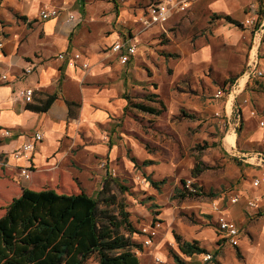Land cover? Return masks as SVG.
Segmentation results:
<instances>
[{
  "label": "crops",
  "instance_id": "0c3cea01",
  "mask_svg": "<svg viewBox=\"0 0 264 264\" xmlns=\"http://www.w3.org/2000/svg\"><path fill=\"white\" fill-rule=\"evenodd\" d=\"M93 1L0 0V41L5 45L0 77L7 76L6 80L0 79V173L6 177L0 179V182L2 189L7 192L10 189L18 190L11 202L25 188L33 191L52 189L66 195L80 194L82 189L79 184L84 183L82 178L86 177L89 170H93V174L99 178L95 187L99 194L94 197L85 192L97 199L103 189L102 181L106 179L99 161L106 159L112 162L119 159L118 142L109 137L108 129H111V117L117 118L126 110V98H121L120 92L114 88L101 90L89 86L87 71L81 61L74 63L69 60L70 56L64 60L57 58L61 53H79L84 49L83 26L94 24L92 19L99 14H95L96 11L92 13V9L98 6ZM113 1L117 5L116 0ZM169 1L173 0H129L121 9L119 20L131 22L136 17H148V8L152 4H167ZM250 3L251 0H195L186 13L191 10L189 17H195L188 24H193L190 31L195 30L197 34L188 32L185 42L167 46L168 53L182 56L176 72L185 74L199 69L197 76L206 79L208 83L218 74L238 75L242 72L241 80L238 78L237 81L241 84V90L245 91L238 100L249 101L241 104L239 109L242 125L240 133L228 134L225 138L226 143L229 136L233 137L229 147L237 151V154L251 153L247 159L239 157L242 162L241 178L239 190L234 193L241 195L240 202L227 205L228 217L242 231L241 243L239 247H233L222 239L211 204H205L204 223L210 226H199L198 234L193 236L183 231L182 237L190 242L199 241L201 247L208 251L205 254L212 255V260L204 262V254L192 257L181 255L185 264H264V201L256 210L247 208V197L264 196V184L259 188L252 185L253 179L264 176V161L256 155L264 151L263 131L259 126V122L264 120V93L257 86L250 85L247 88L249 77L244 76L246 63L249 62L248 53L255 38V29L244 25L245 20L251 16ZM51 7L60 10L59 16L43 20L40 17L41 10ZM132 8L133 12H130ZM70 16L75 19L70 20ZM218 16H229L242 26L226 22ZM194 26L197 28L194 29ZM156 32V29H152L138 37L130 32H114L109 34L105 42L112 46L122 37L135 38L138 52L132 61H136L139 53L147 54L153 43L151 36ZM195 39H198V48L194 50L192 44ZM97 48L98 45L92 44L89 50L91 52ZM227 49L238 59L236 62L227 59ZM258 50V68L264 71V44ZM95 60L100 59L95 57ZM28 67H33V72L27 75L24 70ZM119 76L126 86L125 74ZM259 80L264 81V78ZM25 88L35 89V104L43 103L52 95H56L57 99L46 112L29 110L21 95ZM233 99L226 106L227 114ZM69 103L73 105L70 107ZM5 131H9L10 135L6 136ZM35 133H40L43 140L36 144L31 159H16L13 154L28 143ZM22 168H29L30 179L21 175ZM0 197L4 199L1 193ZM171 213H164L163 218L172 217ZM164 238L151 247H144L145 264H152L156 257L162 260L166 258L160 248L167 237L164 235Z\"/></svg>",
  "mask_w": 264,
  "mask_h": 264
},
{
  "label": "rangeland",
  "instance_id": "374dc122",
  "mask_svg": "<svg viewBox=\"0 0 264 264\" xmlns=\"http://www.w3.org/2000/svg\"><path fill=\"white\" fill-rule=\"evenodd\" d=\"M127 1L129 0H116L117 5H114L113 0L93 1L98 6L92 9V13L96 11L95 14H99L92 19L94 24H84V49L79 52V61L88 66L87 84L101 90L114 88L120 92L121 98L127 100L126 110L121 116H116L117 118L111 117V129H108L109 137L118 142L119 159L110 162L104 158L105 160L99 161L104 165L101 166V171L109 181L108 189L100 198L99 208L108 211L110 215H119L122 204L127 205L125 210L131 213L130 219L137 230L131 239L134 243L142 245V251L145 239L143 229L160 222V234L156 241L162 240L164 235L167 237L160 245L166 255L163 259L166 264H175L174 254L179 251L176 250L178 245L175 235L182 236L183 231L186 235H197L199 226H210L204 223L206 212L203 208L207 207L204 205L239 190L242 162L237 151H232L225 143V138L228 134L240 133L242 125L236 118V112L243 104V100L239 101L238 98L245 90L241 91L236 100L233 97L229 99L226 93L217 98L218 90L224 91V88L233 85L226 83L237 74H218L208 83L206 79L197 76L199 69L185 74L176 72L182 56L168 53L167 46L185 42L188 32L197 34L195 30L190 31L193 24H188L189 20L192 21L195 17H189L191 10L186 13L195 0L188 2V5L179 4L182 0L167 2L171 9L168 18L163 23H152L149 26L143 24V21L148 20L151 23L149 9L153 4L148 8L149 16L145 17L146 19L136 17L131 22L119 20L121 9ZM157 4L159 3H154ZM177 4L179 5L175 7ZM130 12H133V8ZM196 28L197 26H194V29ZM152 29L157 32L151 36L153 43L147 54L139 53L136 61L133 60L127 66L119 63L117 56L111 52V43L105 42L109 34L114 32H130L138 37ZM92 44L98 45V48L90 52ZM263 44L264 33L259 48ZM252 46L253 42L251 49ZM196 48L198 39L192 44V49ZM257 51L259 50H254V57ZM225 54L232 62L238 60L229 50L225 51ZM95 57L100 60H95ZM248 64L246 63L247 67ZM122 73L126 77V86L119 76ZM257 79L263 78L253 76L249 80L252 87L256 86ZM236 82L237 80L234 84ZM231 99L233 105L230 103L227 114L226 106ZM135 104L154 107L160 114L144 112L136 108ZM144 162H149V165L145 166ZM112 171H115L116 176L110 175ZM1 174L0 179L6 178ZM149 177L155 181L166 182L157 190L151 185ZM83 181L82 185L79 184L80 189L97 197L99 191L95 190V187L99 178L93 174V170L88 171L86 177L82 178ZM191 189H196L197 192ZM94 191L96 192L93 193ZM0 193L4 197H0L2 216L13 195L18 194V190L10 189L7 192L2 189L0 182ZM184 193L191 195L183 197ZM199 193L201 195L197 196ZM110 197H115V204H108L106 200ZM168 211L172 212V217L163 218V214ZM118 231L130 237L126 226L120 227ZM183 240L186 239L183 237ZM135 252L137 254V249ZM143 254L142 252L141 256H137L142 264H145ZM85 264H98L97 255ZM152 264H156L155 260H152Z\"/></svg>",
  "mask_w": 264,
  "mask_h": 264
},
{
  "label": "trees",
  "instance_id": "16d2710c",
  "mask_svg": "<svg viewBox=\"0 0 264 264\" xmlns=\"http://www.w3.org/2000/svg\"><path fill=\"white\" fill-rule=\"evenodd\" d=\"M259 5L262 19L257 27L263 20L264 0H259ZM217 18L242 26L229 16ZM240 75L229 79L226 85L235 83ZM255 84L264 93V81L257 79ZM230 86L223 89L226 94H229ZM56 99V95L49 96L43 103L28 104L27 109L46 112ZM69 105L71 107L73 104ZM135 107L150 114H160L151 106L135 104ZM144 164L147 166L149 162ZM149 180L157 190L166 182L155 181L150 177ZM108 186L109 181L106 179L97 199L83 190L80 194L66 195L52 189H23L22 194L12 200L0 218V264H85L94 255L98 257V264H142L135 252V249L142 250V245L131 239L137 230L130 219L131 213L125 210L127 205L122 204L119 215H110L99 208L100 198ZM189 195L184 193L182 196ZM106 201L109 205L116 202L115 197ZM122 226H126L130 237L118 231ZM175 238L179 250L174 254L175 264H185L181 255L192 257L208 252L199 241L183 240L180 235H175Z\"/></svg>",
  "mask_w": 264,
  "mask_h": 264
},
{
  "label": "built area",
  "instance_id": "2783aa9c",
  "mask_svg": "<svg viewBox=\"0 0 264 264\" xmlns=\"http://www.w3.org/2000/svg\"><path fill=\"white\" fill-rule=\"evenodd\" d=\"M191 1L192 0H182L181 2H179V4L182 3L184 5H188L187 3ZM179 4L175 5V7H177ZM249 11L251 12V16L245 20L244 25L255 29L254 31L255 38H254L253 46L251 49L250 61L244 73V76L248 75L249 80H250L253 76L264 78V71H261L258 68L257 57H254V55L252 56V52L255 49H259V46L261 43V36H262V33H264V21H261V23L257 27L260 19L262 18L259 15V8L256 3V0H251V3L249 5ZM149 12L151 13V23L148 20H144L143 24H145L146 26H149V24L151 25L152 23H158V22L163 23L168 18V15H169V12H171V9L169 8L168 4L159 3L157 5H152ZM59 13H60V10L56 7L43 8L40 12V17L43 20H50V19L57 18L59 16ZM145 17H143L142 20L146 19ZM74 19H75L74 16H70V20H74ZM4 49H5L4 42L0 41V64L2 63V59L4 57ZM111 52L117 56L118 61L121 65L127 66L129 65V63H131L132 59L137 54L138 45L135 42V38H132L129 36L122 37L118 39L111 46ZM67 56H70L69 60L73 61L74 63L78 62L80 59L79 53H68V52L59 54L57 58L60 60H64ZM82 66L84 69L88 67L85 63ZM32 72H33V67H28L24 70V73L27 75L31 74ZM0 79L6 80L7 76L2 75ZM240 90H241V84L240 82L237 81L236 84L233 83V85L230 86L229 94L227 96L229 97V99L233 97L234 100H236V98H238V96L240 95L242 91ZM34 94H35V89L33 88H25L21 91V95L27 104H30L33 102ZM224 95H225L224 91L218 90L216 97L221 98ZM248 102H249L248 100H244L243 104L248 103ZM217 115H219V113H217ZM236 118L238 121H240L241 119L239 109L236 112ZM259 126L263 131V142H264V120H261L259 122ZM5 135L6 136L10 135V132L5 131ZM42 140H43L42 135L40 133H35L28 143L24 144L18 151H16L13 154L14 157L16 159L24 157L25 159L30 160L32 156V152L34 151L36 144L40 143ZM238 154L240 158L247 159L251 153H243V152L239 153L238 152ZM256 155L259 156L264 161V151L256 153ZM21 175L25 177L26 179H30L31 171L29 170V168H22ZM110 175L116 176L115 171H112ZM263 184H264V176L255 178L252 181V185L254 188H259ZM187 187L190 188V186L188 185ZM191 190L193 192H197L196 189H191ZM240 199H241V195L239 193H234L230 195H224L221 199L213 200L210 202L212 212L216 216L217 229L222 239H225L233 247H239L241 243V239H242V231L240 230V227L238 226V224L234 220L228 217L227 205L228 204L230 205L238 204L240 202ZM263 201H264V196L247 197V208L250 210H256L260 207ZM160 227H161V223L157 222L156 224L149 226L148 229H143V237L145 238L143 241V247L148 248L155 244L156 239L159 237V234H160L159 232ZM142 252H143L142 250H137V255L141 256ZM211 260H212V255L210 254L203 255L204 262H209ZM155 262L157 264H166L164 260L158 257L155 258Z\"/></svg>",
  "mask_w": 264,
  "mask_h": 264
},
{
  "label": "bare ground",
  "instance_id": "6f19581e",
  "mask_svg": "<svg viewBox=\"0 0 264 264\" xmlns=\"http://www.w3.org/2000/svg\"><path fill=\"white\" fill-rule=\"evenodd\" d=\"M233 137L232 136H229L228 138H227V140H226V144L228 145V146H230L231 145V142H233Z\"/></svg>",
  "mask_w": 264,
  "mask_h": 264
}]
</instances>
